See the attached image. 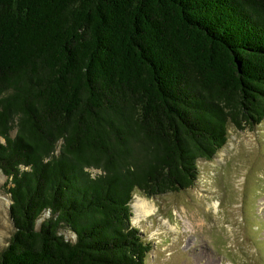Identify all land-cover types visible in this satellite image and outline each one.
Masks as SVG:
<instances>
[{"label": "trees", "instance_id": "16d2710c", "mask_svg": "<svg viewBox=\"0 0 264 264\" xmlns=\"http://www.w3.org/2000/svg\"><path fill=\"white\" fill-rule=\"evenodd\" d=\"M263 120L264 0H0V264H146L134 192Z\"/></svg>", "mask_w": 264, "mask_h": 264}, {"label": "rangeland", "instance_id": "374dc122", "mask_svg": "<svg viewBox=\"0 0 264 264\" xmlns=\"http://www.w3.org/2000/svg\"><path fill=\"white\" fill-rule=\"evenodd\" d=\"M197 167L190 188L153 197L134 192L130 222L152 246L145 263L264 264V120L253 129L229 126L226 144ZM9 185L0 170V252L14 231ZM139 201L153 214L136 222L132 204ZM60 233L74 239L66 227Z\"/></svg>", "mask_w": 264, "mask_h": 264}, {"label": "bare ground", "instance_id": "6f19581e", "mask_svg": "<svg viewBox=\"0 0 264 264\" xmlns=\"http://www.w3.org/2000/svg\"><path fill=\"white\" fill-rule=\"evenodd\" d=\"M133 210L136 215V222H138L139 219H141L144 216H147L149 214H153V210L146 208L145 202H135L132 204Z\"/></svg>", "mask_w": 264, "mask_h": 264}]
</instances>
